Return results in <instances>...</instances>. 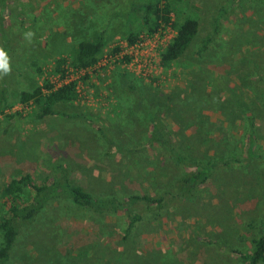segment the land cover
I'll use <instances>...</instances> for the list:
<instances>
[{
  "label": "rangeland",
  "instance_id": "rangeland-1",
  "mask_svg": "<svg viewBox=\"0 0 264 264\" xmlns=\"http://www.w3.org/2000/svg\"><path fill=\"white\" fill-rule=\"evenodd\" d=\"M155 1L8 0L0 13L11 50L4 60L0 30V83L6 88L0 190L27 173L37 184L64 181L94 198L170 193L181 166L148 141V121L133 110L122 76L139 89L143 106L158 114L179 152L200 160L242 156L250 115L258 157L212 166L191 199H169L161 209L136 207L142 219L126 239L123 210L94 213L59 192L30 226L19 227L4 264H243L231 251L249 252L257 230L264 232V1L170 0L172 22L193 19L198 29L166 66L159 55L173 31L161 27L148 34L129 15L132 3ZM129 22L133 45L126 43ZM100 33L94 65L75 70L70 58L76 43ZM60 60L64 81L56 71ZM250 65L259 75L254 82L246 80L253 76ZM68 81L76 99L54 107L66 117L39 121L32 101H17L20 91Z\"/></svg>",
  "mask_w": 264,
  "mask_h": 264
},
{
  "label": "trees",
  "instance_id": "trees-1",
  "mask_svg": "<svg viewBox=\"0 0 264 264\" xmlns=\"http://www.w3.org/2000/svg\"><path fill=\"white\" fill-rule=\"evenodd\" d=\"M254 1L262 3L264 0ZM7 3L8 0H0V13L6 9ZM223 5L221 3V6ZM219 11H222V7H220ZM129 15L131 18H137L148 34L156 33L161 27H167L173 31V36L159 55V63L162 66L174 62L187 49L197 34L198 24L193 19H185L179 24L172 22L170 17V0L132 3ZM5 23V20L0 17V30L2 31L1 53L4 60H6L8 53L11 52L10 39L4 32ZM213 30L217 31L216 23ZM211 39L212 35L203 40L199 48L200 52L205 51ZM136 41L137 38L131 31L129 22L127 25L126 43L127 45H133ZM102 46L103 38L101 33L93 41L77 42L71 51L70 64L75 70L83 71L88 69L94 65L96 56ZM113 51L116 53L119 49L116 48ZM60 63H63V61L57 62L56 71L60 79H62L61 81H64V72L62 69H59ZM250 66L253 76H248L246 80L254 82L255 79L259 78V75L257 69L252 65ZM121 83L124 90L131 97L133 110L141 112L143 117L148 121V141L159 147H163L168 152L173 166H181V171L173 177L170 193L166 191L162 195L155 197L150 195H130L124 200L114 198L102 199L92 197L79 187L68 186L64 181L46 179L43 183L37 184L27 173L13 177L0 190V204L5 209V214L0 216V264H4L8 260L17 238L19 227L30 226L38 214L53 199L57 198L56 195L59 192H62L63 197L74 206L91 210L94 213L110 214L117 210H123L126 218L123 237L126 239L131 237L137 223L142 219L140 211L139 213L136 212V207L143 206L144 209H150L151 207L161 209L164 207L162 204H165L167 200L169 202V199H191L193 193L207 182L212 166H219L218 164L228 166L231 163H241L245 158L251 160V158L258 157L252 149L254 141L252 136L254 132L252 116L249 115L245 118L249 125V133L247 134L246 141H244L242 156H226L213 160L192 158L179 152L175 147L170 130L161 122L158 114H152L143 106L139 89L123 76L121 77ZM5 91V85L1 82L0 100L2 101L5 98ZM76 96L75 86L71 81H68L62 82L59 85L45 83L30 91H20L17 101L21 104L32 101L38 109L35 119L40 121L48 116L66 117L65 114L56 111L54 107L61 103L72 102L76 99ZM260 98L263 103L261 106L264 108V93H260ZM247 110L249 111L248 108ZM249 113L251 114V112ZM215 140L217 142L220 141L221 136H217ZM262 159L264 160V156ZM250 245L251 250L249 252L232 250L231 253L235 254L243 264L264 263V232L262 229L257 230V236L250 240Z\"/></svg>",
  "mask_w": 264,
  "mask_h": 264
}]
</instances>
